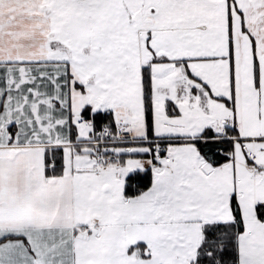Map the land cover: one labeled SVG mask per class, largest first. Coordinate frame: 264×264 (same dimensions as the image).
<instances>
[{
    "label": "snow or ice",
    "instance_id": "obj_1",
    "mask_svg": "<svg viewBox=\"0 0 264 264\" xmlns=\"http://www.w3.org/2000/svg\"><path fill=\"white\" fill-rule=\"evenodd\" d=\"M0 264H264V0H0Z\"/></svg>",
    "mask_w": 264,
    "mask_h": 264
}]
</instances>
